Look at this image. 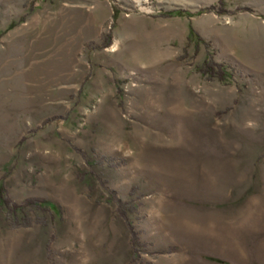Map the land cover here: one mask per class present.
I'll return each mask as SVG.
<instances>
[{
	"label": "rangeland",
	"instance_id": "obj_1",
	"mask_svg": "<svg viewBox=\"0 0 264 264\" xmlns=\"http://www.w3.org/2000/svg\"><path fill=\"white\" fill-rule=\"evenodd\" d=\"M0 187V264H264V0H0Z\"/></svg>",
	"mask_w": 264,
	"mask_h": 264
},
{
	"label": "trees",
	"instance_id": "obj_2",
	"mask_svg": "<svg viewBox=\"0 0 264 264\" xmlns=\"http://www.w3.org/2000/svg\"><path fill=\"white\" fill-rule=\"evenodd\" d=\"M187 40L189 43H193L195 45L199 41L198 36L194 33V31L191 28H189V30H188ZM228 69H229V67L226 65L215 64V63H212L211 61H209V63L205 62L204 66L201 68V73L203 75L209 77V78H217L220 81L225 82L227 76L229 75L226 73ZM34 204H36L37 208H39V209H42L45 206L44 203L38 202V205H37V203L35 201H31V200L24 202L23 206L13 205L8 200V198L6 196V192L4 191V189L2 187H0V205L2 207H4L9 214L16 215L18 213H21L23 216V223L25 226H27L28 221L26 219V214L23 212L24 207H26L28 205L34 206ZM118 204L120 207L122 206V205H120V203H118ZM50 208H52V207L50 206ZM133 238H134V235H133Z\"/></svg>",
	"mask_w": 264,
	"mask_h": 264
},
{
	"label": "bare ground",
	"instance_id": "obj_3",
	"mask_svg": "<svg viewBox=\"0 0 264 264\" xmlns=\"http://www.w3.org/2000/svg\"><path fill=\"white\" fill-rule=\"evenodd\" d=\"M115 50H116V46H115V47H113L112 51H115Z\"/></svg>",
	"mask_w": 264,
	"mask_h": 264
},
{
	"label": "crops",
	"instance_id": "obj_4",
	"mask_svg": "<svg viewBox=\"0 0 264 264\" xmlns=\"http://www.w3.org/2000/svg\"><path fill=\"white\" fill-rule=\"evenodd\" d=\"M237 249H240V247H237Z\"/></svg>",
	"mask_w": 264,
	"mask_h": 264
}]
</instances>
